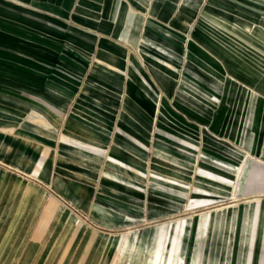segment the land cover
I'll list each match as a JSON object with an SVG mask.
<instances>
[{
  "label": "rangeland",
  "instance_id": "1",
  "mask_svg": "<svg viewBox=\"0 0 264 264\" xmlns=\"http://www.w3.org/2000/svg\"><path fill=\"white\" fill-rule=\"evenodd\" d=\"M205 1L186 16L187 28L183 32L174 29L169 16L156 21L144 15L136 36L137 45L124 47L128 54L135 55L143 48L175 72L174 79L164 80L157 86L156 95L139 89L136 78L131 75L129 78L121 75V83L116 87L98 83L93 86L95 79H90L87 71L96 61L95 51L86 59V72H75L68 65V59L79 50L61 37L62 32L56 25L53 24L52 32L44 29L45 24H52L53 20L49 22L35 15L31 21L34 30L29 31L33 43L25 44L24 35L19 33L18 46H14L19 51L15 64L27 72L18 79L10 78L0 63V96L48 114L44 102L61 103L48 93V86L70 91L67 109H77L101 132L107 133L104 147H82L93 156L90 158L93 164L108 161L115 166H125L121 164L123 160L113 156L109 159L107 149L115 142L126 140L123 129L117 126L118 119L139 124L146 138L137 146L147 155V173L136 180L130 177L129 186L140 196L157 200V204L167 203L165 209L172 212L158 224H150L144 218L145 208L141 202L128 201V208L107 204L104 209H110L121 222L118 227L99 225L91 217L89 207L79 209L52 189L56 179L52 171L60 162V153L64 152V147L75 146L74 142L59 137L60 126L52 138L36 131L32 133L33 138L26 141L32 145L19 146L13 156L10 148L0 153L3 185L20 183L27 188L19 196L28 202H21L19 207L20 217L16 218L13 228L18 236L9 242L24 246L34 240L36 264L43 261L56 264L65 244L63 257L67 264H74L79 258L82 264L99 262L106 256L103 247L115 246L116 251L121 252L125 245L126 261L138 264L141 253L133 247L139 246L138 238L133 239L136 243L132 244L121 237L128 229L136 233L147 231L143 235L150 241L155 234L149 231L157 234L156 264H185L189 250L190 264H264V167L258 159L264 141V95L252 93L251 79L237 76L238 72L246 70L264 74V61H246L252 55L250 48L214 26H209L210 32L199 29L197 24ZM242 2L244 6L250 5ZM29 5L42 13L57 14L67 23L76 22L69 10L71 0H30ZM238 17L245 26L252 21L246 13ZM3 18L0 17V24L6 23ZM142 31L153 32L173 45L155 47L145 40ZM10 36L9 29L0 25V40ZM209 44L226 51L228 56L220 58L214 48L208 49ZM27 50L31 55L24 53ZM190 54L199 55L202 60H193ZM2 60L5 59L0 56ZM122 67L120 62L119 71H124ZM113 82L117 85L115 80ZM39 146L45 152L34 160ZM49 160L50 168L47 167ZM41 174L48 183L39 179ZM93 179L96 183L97 177ZM244 199H258L260 203L241 210L235 201ZM50 203L55 205L56 211L66 210L67 215L60 211L49 217ZM222 203L231 207L210 219L207 215H197L199 230L194 232L192 213ZM234 204H238L237 209ZM58 214L59 220L54 221ZM93 230L113 232L116 237L103 239L98 247L93 240ZM33 231L40 233L28 237ZM42 231L51 232L50 236H39L46 234ZM45 241V246H41ZM92 244L98 254L92 253Z\"/></svg>",
  "mask_w": 264,
  "mask_h": 264
},
{
  "label": "crops",
  "instance_id": "2",
  "mask_svg": "<svg viewBox=\"0 0 264 264\" xmlns=\"http://www.w3.org/2000/svg\"><path fill=\"white\" fill-rule=\"evenodd\" d=\"M29 1L0 0V17H5L2 20L6 22L0 25H4L5 29H9L11 35L10 38L7 37L0 40V47L5 48H0V56L5 59L0 61V63L1 67L6 69L5 72L8 73L6 76L18 79V77L24 76L23 73L27 72V69H22L15 64L18 62L19 51L14 46H18L19 33L22 36L24 35L26 40L24 41V38L21 39L26 42L25 44L34 42L29 31L34 30V25L31 21L35 15H38L42 16L43 20L47 18L46 20L49 19V22L50 20L55 21H51L52 24H45L47 26H44V29L52 32V30H55L53 26L56 25L62 32L60 33L61 37L79 50L77 53H73L71 60L68 59V65L73 70L75 69L74 71L78 72V74L86 72L84 68L85 65H88L86 59L89 54L95 51L96 61L89 66L87 71L90 73V79H95L93 86L98 83L108 88L116 87L121 83V75L124 78H129L131 75L136 78V85L139 89L156 95L158 93L157 86L162 85L164 80L174 79L175 72L173 70L170 71L168 67L166 68L162 64L161 59L155 55L148 54L143 48L135 55L128 54L124 47L126 45H137L136 36L139 33L141 20L144 15L156 21L163 20L165 16H169L171 24L176 31H185L187 28V23L184 21L187 18L186 16L191 12H195L202 0H71L69 10L73 18L76 19V22L72 24L65 22L57 14L42 13L34 10L29 5ZM242 1L206 0L200 12V20L197 26L204 32H210V27L214 26L219 31L234 37L250 48L252 55L250 60L246 61L258 63L260 60L264 61V0H244L250 4L249 6H244ZM242 13L249 14L252 19L246 26L238 17ZM142 35H144L147 42L158 48L173 45V43L158 37L153 32L142 31ZM213 48L220 58L225 59L228 56L226 51L218 49L214 44L212 46L211 44L208 45V49ZM24 53L28 56L29 51L27 50ZM190 55L193 60H202L199 55ZM120 62L123 63L122 68L125 72L119 71ZM203 71L210 73V71ZM29 72L31 73V71ZM237 76L251 79L252 93L264 95V74L246 70L238 72ZM114 80L117 85L113 82ZM48 93L61 102L58 105L44 102V107L48 114L35 111L29 104L0 96V153L10 148L13 156L17 154L19 146L32 145L26 142L33 138L32 133L37 131L41 134H49L52 138L54 136L53 133L60 126L59 137L75 144V146L64 147V152L60 153V162L57 163L58 166L55 168L59 171L57 172L55 169L52 171L55 174L54 176H56L55 181L52 183V189L61 198L79 209L89 207L91 217L96 223L110 227H118L121 221L116 219L110 209H104L107 204L122 205L128 208L131 200L141 202V206L145 208L144 218L150 224H158L163 218H166L169 214L171 215L172 212L169 209H165L167 203L157 204V200L146 199L133 192L129 186L130 177L136 180L147 173L145 164L147 155L144 150L137 146L145 142L146 138V133L138 128L140 127L139 124H135L131 120L118 119L117 126L123 129L126 140L122 139L119 143L115 142L107 149V157L109 159L112 160L113 156L116 159L118 158V160H123L121 164H125V166H115L109 164L108 161L102 165L93 164V161L90 160L93 156L88 154L90 152L82 150L84 149L82 147H104L107 133L101 132L94 122L85 118L77 109H67L71 95L70 91L48 86ZM62 119L63 122L61 123ZM180 121L186 124L182 118ZM42 152H45V150L39 146L34 153L33 159L35 160ZM258 159L264 167V141L260 148ZM48 162L47 167L50 168L52 164L50 160ZM95 177H97L96 183L93 179ZM3 178L4 174L0 171V264H36L34 254L37 250L34 240L31 242L27 241L24 246L18 242H9L12 237L18 236L13 228L16 218L20 217L19 207L21 202H28V200L19 198L20 194L27 188L20 183L15 185L11 182H6L3 185ZM39 179L44 183H48V179L46 176L43 178L42 174ZM51 179L52 176L49 180ZM170 180L173 179L170 178ZM103 193L107 195H101ZM50 201L54 202L51 199ZM256 202L260 203L258 199L235 201V203H239L241 210L244 207H253ZM52 203H50V207L47 210L49 217L52 216L53 212L60 211H62L63 215H67V211L62 210V208L56 211L55 205L53 206ZM237 205L234 204L232 206L237 209ZM226 207L231 206L222 203L212 205L203 211L192 213L194 232L196 229L199 230L197 215L198 217H206L207 215L210 219L211 216H220L222 209ZM58 217L59 214L54 221H58ZM144 232L147 231L136 233L128 229L122 233L121 237L126 242L129 241L131 243L132 241V244L136 243L133 239L138 238L139 246L133 245L141 253L138 264H156L158 236L155 232L149 231L155 234L153 236L154 240L150 241L143 235ZM194 232H192L191 237H193ZM39 233V231H33L28 235L27 232V235L28 237H35ZM42 233H49V235L39 236L49 237L51 232L42 231ZM92 236H94L93 240L98 247L100 243H103V239L113 240L116 237L113 232L97 230L92 231ZM45 243L46 241L42 242L41 246H45ZM127 246L129 247V245ZM148 246L149 248H147ZM125 247H123L124 249L121 252H117L115 246L112 248L109 246L107 248L103 247L102 249L106 256H104L102 261L91 264H130L123 256ZM91 248L92 253L98 254V249H95L93 244ZM64 250H66V244L62 252H59V260L56 264H67L65 263L66 261L64 262ZM190 253L191 250H189V256L185 264H190ZM17 256L18 259L16 260ZM81 261L79 258L74 264H82L83 261ZM41 264L47 263L43 261ZM173 264H178V262Z\"/></svg>",
  "mask_w": 264,
  "mask_h": 264
},
{
  "label": "bare ground",
  "instance_id": "3",
  "mask_svg": "<svg viewBox=\"0 0 264 264\" xmlns=\"http://www.w3.org/2000/svg\"><path fill=\"white\" fill-rule=\"evenodd\" d=\"M263 237H264V235H263Z\"/></svg>",
  "mask_w": 264,
  "mask_h": 264
}]
</instances>
